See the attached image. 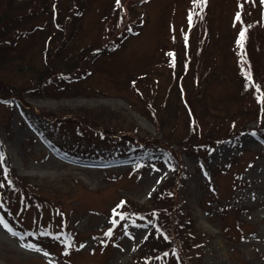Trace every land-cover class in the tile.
Masks as SVG:
<instances>
[{
  "label": "rangeland",
  "instance_id": "rangeland-1",
  "mask_svg": "<svg viewBox=\"0 0 264 264\" xmlns=\"http://www.w3.org/2000/svg\"><path fill=\"white\" fill-rule=\"evenodd\" d=\"M62 1L31 5L0 68V264H264V50L236 0Z\"/></svg>",
  "mask_w": 264,
  "mask_h": 264
},
{
  "label": "trees",
  "instance_id": "trees-1",
  "mask_svg": "<svg viewBox=\"0 0 264 264\" xmlns=\"http://www.w3.org/2000/svg\"><path fill=\"white\" fill-rule=\"evenodd\" d=\"M38 0H26L25 3H29L31 2V5H34ZM71 1V0H69ZM69 1L68 0H64L61 2H59V4L57 3V5L55 6V11L60 12V11H64L62 10V4L64 6H66V9L68 7H70L71 5H69ZM122 2V0H120ZM48 2V7H50V3ZM18 2L15 0H0V6L2 8V5H4V7L6 6L7 10H1L3 11L2 13H0V68H3V70H8L10 68L14 69V64L13 61H15L16 56L14 55L15 53L13 51H10L7 49L10 40V35L12 33H14L16 30H19V21L23 18H28L30 17V13H32L35 8H33L31 5L27 6L26 11H22L19 10L17 8V6H15ZM236 11L237 14L239 13L240 15V20L239 22V29L242 31L244 29H246V43H245V47L247 48V50L252 49V45L254 43L253 46L257 47L258 50L263 51V44L264 42H261L260 40H256L257 37L255 35H253V31H262V33L264 34V3H261V0H236ZM17 9V10H16ZM7 11V12H6ZM205 18V22L206 24H209V19L207 18V15L204 17ZM203 19V18H202ZM12 22L14 23L11 27H9ZM205 22H201L198 25H195V27L198 29L199 31V40H201V33L205 31ZM59 27V26H58ZM193 28V25L190 24V29ZM55 33L60 32V29L57 28L55 29ZM189 35H190V31H189ZM205 39H203L204 41ZM252 42V44H251ZM201 50L202 46H200V44H198L197 50ZM193 53L195 55H193ZM200 54H197L196 48L193 51L191 49V53L189 56V59L187 60L186 63V69H185V75L182 79H178V84H180V86L182 87V93L185 96V98L188 100L187 102L190 103V98H189V91L191 89V84L189 83V79L192 76L194 70H193V60L195 59L196 56H198ZM18 59L22 60V57H18ZM250 60L252 62L257 61L256 57L254 55H250ZM64 64V63H63ZM50 66V65H49ZM48 66V67H49ZM33 74H35L37 76V82L39 83L40 80L48 74H44L43 77L40 75L38 76L37 71L36 70H32ZM51 71V69L49 70V72ZM250 73L252 76V80L255 81L256 77L259 74V71L255 65V67H251L250 68ZM190 76V77H189ZM44 80V78H43ZM43 80L41 81V83L43 82ZM205 103H200V105H202ZM189 108L192 110L191 106L189 105ZM80 109H78L77 114L81 115L80 113ZM87 111V110H86ZM193 111V110H192ZM82 116V115H81ZM84 116V115H83ZM82 116V117H83ZM237 116V115H236ZM234 122V121H233ZM25 181H28V178H22ZM25 185H23L24 187ZM188 223H186L184 225V231L186 227H190V224L192 222L191 218H187L186 219ZM157 225V224H156ZM192 226V224H191ZM188 229V228H187ZM184 231H180L179 229L175 230V234L176 237L179 238V241L181 243L183 252H185V255L187 256H191L192 251H196L198 250V245L195 244V238L194 235H192L191 233H184ZM147 247L150 248L153 245H156L155 241L152 240H147ZM169 244L166 245V247H170L168 246ZM189 264H191L190 260H189Z\"/></svg>",
  "mask_w": 264,
  "mask_h": 264
},
{
  "label": "snow or ice",
  "instance_id": "snow-or-ice-1",
  "mask_svg": "<svg viewBox=\"0 0 264 264\" xmlns=\"http://www.w3.org/2000/svg\"><path fill=\"white\" fill-rule=\"evenodd\" d=\"M119 2H120V0H117V3L119 4ZM202 2H203V0H202ZM261 3H264V0H261ZM189 19L191 20V16L189 17ZM236 20H240V15H239V13L237 14V16H236ZM246 29H244V30H242L241 32H240V34H239V41H238V43H239V45H240V47H241V49H243V46H244V40H245V38H246ZM246 77H247V79L249 80V81H251L252 80V76H251V73L250 72H247L246 73ZM257 91L259 92V88H257ZM258 99H260V100H262V102H264V98H262V97H258ZM3 160V156L2 155H0V161H2ZM122 204L124 203V202H121ZM123 218V217H122ZM0 223H3L4 225H5V227L7 228V224L2 220V219H0ZM105 235H107V236H111L112 235V232H111V230L109 231V232H107ZM22 246H24V245H22ZM69 248L70 247H72L73 245L71 244V243H69L68 245H67ZM29 247H32V246H29ZM80 247H84V245H81ZM34 250H36V251H39V249H34ZM65 254H67V253H65ZM45 255H47V253H45ZM165 255H167V253H165Z\"/></svg>",
  "mask_w": 264,
  "mask_h": 264
}]
</instances>
